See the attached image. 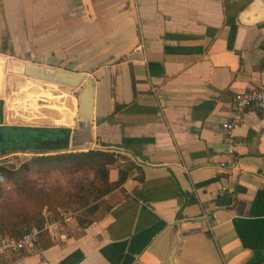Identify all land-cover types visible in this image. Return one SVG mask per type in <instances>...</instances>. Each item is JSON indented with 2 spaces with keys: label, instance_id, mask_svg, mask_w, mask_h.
Here are the masks:
<instances>
[{
  "label": "crops",
  "instance_id": "obj_1",
  "mask_svg": "<svg viewBox=\"0 0 264 264\" xmlns=\"http://www.w3.org/2000/svg\"><path fill=\"white\" fill-rule=\"evenodd\" d=\"M0 53L93 79L91 148L125 175L0 264H264V107L218 165L234 93L264 87V0H0Z\"/></svg>",
  "mask_w": 264,
  "mask_h": 264
},
{
  "label": "trees",
  "instance_id": "obj_2",
  "mask_svg": "<svg viewBox=\"0 0 264 264\" xmlns=\"http://www.w3.org/2000/svg\"><path fill=\"white\" fill-rule=\"evenodd\" d=\"M15 127L20 130L57 129ZM19 147L17 149H27ZM66 147L62 142L57 147L35 148L55 152L32 155L17 168L0 165L3 176L0 181V235L20 237L36 227L39 230L36 244L44 248L51 244L48 230L42 228L45 221H51L47 219V212L62 221L68 212L81 211L85 217L78 218L77 222L85 226L109 209L104 197L125 179L123 173L116 182L109 179V170L117 163L119 154L98 148L59 151ZM33 172L43 175L35 177ZM52 173L61 175L51 178Z\"/></svg>",
  "mask_w": 264,
  "mask_h": 264
},
{
  "label": "rangeland",
  "instance_id": "obj_3",
  "mask_svg": "<svg viewBox=\"0 0 264 264\" xmlns=\"http://www.w3.org/2000/svg\"><path fill=\"white\" fill-rule=\"evenodd\" d=\"M3 55L7 59L11 58L7 54ZM24 61L28 62L26 60ZM44 81L46 80L39 78L33 79V77L27 76L22 71L19 72L18 70L10 69L6 64L0 82V99L3 100L1 124L9 127H46L68 130L75 128L79 123L78 92L80 85L77 87H69L57 83L48 84L47 82L49 81ZM53 95L61 99L57 104L44 102V100L52 98ZM67 150L68 146L65 150L59 151ZM42 151L35 149H8L0 152V165L17 168L24 160L30 158L32 155L55 152ZM41 175L43 174L38 172H33L32 174L35 177ZM59 175L61 174L52 173L51 178L58 177ZM60 212L65 214L61 210ZM46 216L47 219L58 223H64L65 219L71 216L76 220L80 217H85L81 211L68 212L62 221L55 219L52 212H47Z\"/></svg>",
  "mask_w": 264,
  "mask_h": 264
},
{
  "label": "water",
  "instance_id": "obj_4",
  "mask_svg": "<svg viewBox=\"0 0 264 264\" xmlns=\"http://www.w3.org/2000/svg\"><path fill=\"white\" fill-rule=\"evenodd\" d=\"M8 68L24 72L27 76L39 78L46 81H52L69 87H77L80 85L78 92L79 103V123L72 130L55 129L63 131L62 140L67 144V151L87 150L91 148L93 140V102H94V81L89 79L84 83L85 75L68 70L59 69L44 64L34 62H25L23 59L11 57L6 58L0 53V82L4 66ZM84 83V84H83ZM1 86V83H0ZM3 100L0 99V124L2 122ZM31 130V129H30ZM1 138V132H0Z\"/></svg>",
  "mask_w": 264,
  "mask_h": 264
},
{
  "label": "built area",
  "instance_id": "obj_5",
  "mask_svg": "<svg viewBox=\"0 0 264 264\" xmlns=\"http://www.w3.org/2000/svg\"><path fill=\"white\" fill-rule=\"evenodd\" d=\"M264 107V87L235 92L231 99L233 115L221 124L223 151L218 165L223 169H232L236 166L235 147L233 131L240 124L239 113L250 107ZM0 181L3 176L0 174ZM50 223L44 222L43 229L50 230ZM39 230L32 227L25 231L20 237L0 235V258L16 254L22 250L34 249L36 237Z\"/></svg>",
  "mask_w": 264,
  "mask_h": 264
},
{
  "label": "flooded vegetation",
  "instance_id": "obj_6",
  "mask_svg": "<svg viewBox=\"0 0 264 264\" xmlns=\"http://www.w3.org/2000/svg\"><path fill=\"white\" fill-rule=\"evenodd\" d=\"M0 152L13 148L35 149L40 147H57L64 142L63 131L55 129L20 130L15 126L0 124Z\"/></svg>",
  "mask_w": 264,
  "mask_h": 264
}]
</instances>
